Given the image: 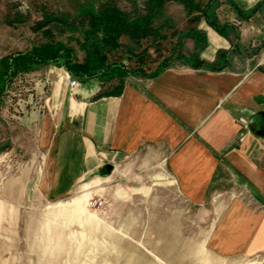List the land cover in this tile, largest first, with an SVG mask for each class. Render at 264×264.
<instances>
[{"label":"crops","instance_id":"1","mask_svg":"<svg viewBox=\"0 0 264 264\" xmlns=\"http://www.w3.org/2000/svg\"><path fill=\"white\" fill-rule=\"evenodd\" d=\"M257 3L218 0L214 17L227 29L220 34L198 13L166 2L157 20L164 39L142 41L136 51L147 47L153 69L170 54L196 53L213 64L224 53L220 71L176 62L154 78H125L117 93L116 79L77 81L70 90L67 73L49 65L20 74L49 84L44 116L34 124V148L44 151L40 197L64 198L108 165L131 177L161 167L183 199L211 214L208 244L217 252H264V10L241 19L232 8L248 11ZM15 129L0 112V152L10 149Z\"/></svg>","mask_w":264,"mask_h":264},{"label":"rangeland","instance_id":"2","mask_svg":"<svg viewBox=\"0 0 264 264\" xmlns=\"http://www.w3.org/2000/svg\"><path fill=\"white\" fill-rule=\"evenodd\" d=\"M136 1L0 0V57L44 41L36 29L43 13L75 17L107 2L132 13L142 9ZM152 60L145 59L146 73ZM48 89V79L20 75L0 108L16 128L10 149L0 152V264H264V252L227 257L211 247V214L183 199L161 167L135 177L102 168L64 198L40 197L44 151L34 148V124L44 116Z\"/></svg>","mask_w":264,"mask_h":264},{"label":"trees","instance_id":"3","mask_svg":"<svg viewBox=\"0 0 264 264\" xmlns=\"http://www.w3.org/2000/svg\"><path fill=\"white\" fill-rule=\"evenodd\" d=\"M169 1L181 4L187 15L198 13L218 33L226 32L225 26H220L214 17L218 0H145L141 11L134 8L132 13L123 12L113 2L97 8H82L75 17L63 13H43L36 29L40 30L44 41L0 58V104L18 75L47 65L62 68L78 82L95 78L105 84L116 79L119 86L112 93L119 91L125 78H154L172 62L191 68L222 70L226 63L224 53H218L213 64L203 63L196 53L188 56L176 53L165 57L155 69L145 72L147 47L136 51L141 48L142 41L152 44L164 39L158 34L162 25L157 24V20L162 18L163 6ZM232 8L238 17L246 19L264 10V0H258L257 5L248 11H241L233 4ZM61 35L65 37L60 38ZM121 38H126L128 42L122 44ZM197 40L202 45L205 43L204 38ZM124 60L133 65H125Z\"/></svg>","mask_w":264,"mask_h":264},{"label":"built area","instance_id":"4","mask_svg":"<svg viewBox=\"0 0 264 264\" xmlns=\"http://www.w3.org/2000/svg\"><path fill=\"white\" fill-rule=\"evenodd\" d=\"M66 77L68 78V85L70 90L74 89V87L77 85V81L75 79L70 78L68 74L66 75Z\"/></svg>","mask_w":264,"mask_h":264},{"label":"water","instance_id":"5","mask_svg":"<svg viewBox=\"0 0 264 264\" xmlns=\"http://www.w3.org/2000/svg\"><path fill=\"white\" fill-rule=\"evenodd\" d=\"M112 169V167L111 166H106V170L109 172L110 170Z\"/></svg>","mask_w":264,"mask_h":264},{"label":"bare ground","instance_id":"6","mask_svg":"<svg viewBox=\"0 0 264 264\" xmlns=\"http://www.w3.org/2000/svg\"><path fill=\"white\" fill-rule=\"evenodd\" d=\"M83 187H86V185H85V186H83ZM83 187H80L79 189H83Z\"/></svg>","mask_w":264,"mask_h":264}]
</instances>
